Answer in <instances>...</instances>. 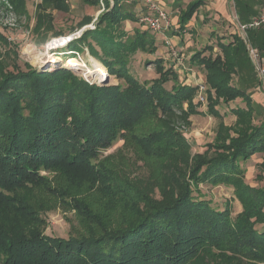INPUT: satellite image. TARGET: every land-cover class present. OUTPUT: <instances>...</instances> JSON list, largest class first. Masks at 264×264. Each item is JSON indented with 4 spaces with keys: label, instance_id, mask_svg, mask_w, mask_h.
Listing matches in <instances>:
<instances>
[{
    "label": "trees",
    "instance_id": "1",
    "mask_svg": "<svg viewBox=\"0 0 264 264\" xmlns=\"http://www.w3.org/2000/svg\"><path fill=\"white\" fill-rule=\"evenodd\" d=\"M7 2L27 14L26 0ZM123 2L106 1L96 29L76 39L118 85L73 80L64 67L38 71L0 54V264H264V113L246 90L259 80L239 35L219 42L217 55L205 45L190 57L205 69L206 113L221 119V103L246 105L232 108L235 123L221 120L206 150L192 154L177 125L197 113V86L162 58L152 61L150 80L130 72L134 54L155 51L156 38L140 27L124 30L137 16ZM235 2L241 14L251 10ZM202 3L188 2L181 26ZM250 30L264 61V28ZM0 40L7 42L3 33ZM236 73L242 78L233 82ZM120 139L144 173L107 152ZM257 154L258 185H251L246 162ZM223 185L242 206L234 215L229 200L221 206L200 189ZM57 207L73 212L66 237L46 234V213Z\"/></svg>",
    "mask_w": 264,
    "mask_h": 264
},
{
    "label": "rangeland",
    "instance_id": "2",
    "mask_svg": "<svg viewBox=\"0 0 264 264\" xmlns=\"http://www.w3.org/2000/svg\"><path fill=\"white\" fill-rule=\"evenodd\" d=\"M1 1L5 3V7H2L0 5V34L3 33L4 37H6L7 40V42L0 40V54L1 56L3 55L4 57V58L2 57V59H6L7 61H11V60L14 61L17 58H19V61H24L30 67L36 68L38 71L60 70L63 67L69 68L71 69V72L73 74V77L71 79L73 80L75 78L81 79L87 81L89 84L96 83L98 85H118L119 82H121L119 79H117L115 76H113L108 72L106 66L102 65V63L98 59H96L90 52H88V48L86 45L87 42L79 43L78 42L79 40H76V39H80V36H83L84 33L87 32L90 24L94 27L89 30L96 29L98 16L105 9L106 1L109 2V5H112V0H87V1L66 0L65 3L67 7L63 8L62 11L55 10L56 7L53 0H48L47 2H44L43 6L45 8L44 9L41 8L39 10L37 6L38 4L41 3V0H26V11H27L26 15L20 14L16 10L14 11L11 8L10 3L7 2V0H0V4ZM124 7H128V5H124ZM160 7L164 8L163 6ZM164 10L168 16L167 19L170 22V26L166 29H162V32L159 33V35L165 37V39H163L164 44L162 43L163 41H161L160 43L157 39H155V44H154L155 51L146 52V53L156 54V52H158L157 47L158 49H163L164 51H162V53L166 54V56L164 58L161 56L163 60L162 64H164L165 67L174 66L173 68L180 67V69H182V65L177 63L180 60L179 52L177 51V49H174L173 45L169 40L170 38L167 37L166 35V32L171 30V28L173 27V23L172 20L169 18V14L166 8H164ZM232 13H234V9H232ZM39 14L42 15V17H38ZM89 14H92V17L89 16ZM127 21L132 22V20L130 21L128 19ZM137 22L140 23L139 27L141 26L142 31L150 30V28H148L145 23L139 21L138 18H137ZM38 26L40 28H37ZM85 28L88 29L85 30ZM79 32H81V35L79 37H76L74 41L61 44L58 47H53L55 41L59 37H67L71 35L74 36L77 35ZM128 32L130 35L131 32L130 31ZM150 32L156 34L153 30H150ZM73 42H76L77 46L73 47L74 44ZM157 42L159 43V46ZM47 51L53 54L54 57L48 58V55L46 53ZM146 53L143 52L144 54L142 60L143 66L141 65V62L139 63L137 61L134 64V68H132V72H131L138 79H141L142 81L144 79L150 80L152 77L157 75L156 74L157 72L155 70V64L152 61H148V59H144ZM15 54H17L16 57ZM6 55H8L9 57L7 58ZM69 57H76L81 63H83L84 66L79 68L66 66L64 62ZM134 57H136L135 54ZM167 57L170 61H174L173 63H171V65L165 59ZM172 57H176V59H173ZM161 58L156 57V59H161ZM48 59L51 60L53 59V61H49ZM135 59L130 61V63L134 62ZM92 63L95 66V68H97V72L94 71L93 75H91L90 73L86 74V72L83 70L88 69L87 66H92ZM136 64H139L142 67L139 68V65L137 66ZM102 67H105L103 72L105 71L106 73V79L97 80V78L94 76L97 75L99 70H102ZM261 89H264V84L261 85ZM238 102L241 103L242 107L246 106L242 102L241 98H237L235 99V101H231L227 104L221 103L220 105L217 106L219 112L226 110V114H230L228 117H224L222 113H221L222 115L221 119L215 116H211L208 113H205V115L207 114L206 116L194 115L191 118H193L192 119L193 121H196V124L195 123L188 124L182 121L180 124L177 125V130L178 129L181 130L185 134V136L189 139V141L192 142V135H191L192 126L198 132H204L205 134H207L209 131L211 132L212 129L217 128L223 117L224 120H226V122L234 124L235 117L232 116L233 114L230 112V110L232 108H235L237 106V105L235 106V103ZM193 103L194 106L196 107L200 106L205 110L208 103V95L206 97L205 104L196 101L195 96L193 97ZM183 107L187 108V104L184 103ZM188 121L192 123L190 121V117L188 118ZM130 150H131L130 148L128 147L126 148L124 146V140L120 139L119 141L115 142L110 148H108L107 152H113L114 161L119 164L123 162L125 158L128 157L131 162L130 168L134 166L135 171L144 173L145 169L142 168V166H141V170L136 169L137 163L136 162L133 163L134 160H132V157H134V155L132 152H130ZM191 150H192V145H191ZM194 152L192 150V154ZM200 189L203 190V192L207 191L209 194H211L219 202L221 206L224 205L225 202L224 200L227 201L229 200L228 202L230 203V206H232L233 215L236 214L238 210L239 211L242 210V206L240 205L239 201L234 200V196L229 195L230 190L227 189L221 190V188L219 187L215 188L210 186L209 187L201 186ZM72 215H73L72 211L70 212L66 210L64 211L60 207H57L56 209L46 213V217H47L46 234L48 235L57 234L66 237L70 229L69 222L67 221V217L72 218Z\"/></svg>",
    "mask_w": 264,
    "mask_h": 264
},
{
    "label": "crops",
    "instance_id": "3",
    "mask_svg": "<svg viewBox=\"0 0 264 264\" xmlns=\"http://www.w3.org/2000/svg\"><path fill=\"white\" fill-rule=\"evenodd\" d=\"M53 1L54 4L56 5L57 0H53ZM189 1L190 0H154L157 6H163L164 8H166L169 14V18L172 20L173 23V27L171 28V30L166 32V35L167 37L170 38L169 40L171 44L173 45L174 49H177L180 55L179 58L180 60L177 63L182 65V69H180V67L174 68V70L176 69L175 71H177L179 78H184L188 83V85L192 84V85H196L197 87L201 84L205 85L206 84L205 69L203 66L199 65L198 63L191 62L190 61L191 55H193L197 51L202 50L205 45H212L213 51L211 53L212 55H217L220 53V48H218L217 46L218 43L232 41L233 36L237 34L239 35L240 40L242 41L244 47V52H245L244 59L247 57L246 61L247 63H249L248 65L250 66L251 63L253 66V67L251 66L253 75L259 80V83L255 81L252 85H249V87L247 86L246 90L250 92L252 99L257 104L261 105L264 113V89H261V85L263 84L260 79V75H258V73L256 72L255 66L253 65V62L250 60V57L247 53V49L244 45V39L242 37V33H240L238 29V22L247 23L248 21L252 20L254 17L258 16L262 10H264V0H240L241 4L243 1L244 2L247 1V3L249 4V8L251 9L249 13L246 12L242 14L240 11L242 9L243 4L239 5L237 9L235 0H203L201 6L189 19V22L185 26L184 25L181 26L179 20V14L181 10L183 11V9H186L187 7L186 5L188 4ZM124 5H128L126 9L128 8L127 9L128 12L134 16H137L139 12L142 11L144 12L146 10V7H144L139 2H134V1L128 2L127 0H124L123 6ZM66 7L67 5L65 3L63 4V6L56 7L55 10L62 11V9ZM232 9H234V13H232ZM242 12H244L243 9ZM89 16L92 17V14H89ZM139 25L140 23L137 21L128 22L127 20H125L124 27L127 31L131 32L135 27H139ZM261 27L264 28V25ZM250 31L252 30L249 29L247 31L248 36L251 33ZM155 38L160 43L161 41H163V39H165L164 36L159 34L158 35L155 34ZM162 43L164 44V41ZM157 50L158 52H156V54L146 53L144 59H148V61H153L156 59V57L161 58L162 56L164 58L166 56V54L162 53V51H164L163 49H158L157 47ZM204 54L206 55L210 54V51L207 50L204 52ZM143 57H144L143 53H138V55L134 57V59L136 58L134 62L129 63L130 72H132V68H134V64L137 61L139 63L141 62L142 65ZM172 58L176 59V57H172ZM165 59L168 61L170 65L171 63L174 62V61H170L168 57ZM136 65L138 66L139 64ZM141 65H139V68L143 66ZM240 78L242 77L239 76V73L234 74L233 82H238ZM249 82H251V80H249ZM195 100L197 101V93L195 94ZM236 105L242 106L240 102L235 103V106ZM196 109H197V113H192L190 115V121L192 122L191 124L193 123L196 124V121L192 120L193 119L191 118L192 116L207 115V114L205 115L207 106L205 110L200 106L196 107ZM221 113L222 115H224V117H228L230 115V114H226V110L221 111L220 114ZM224 117L222 118V120L225 122V124L227 125L233 124L226 122V120H224ZM215 130L216 129H212L211 132L209 131L207 134H205L204 132H198L193 126L191 127L192 142L191 141L190 142L192 145L193 152L195 151L194 153H203L206 150L207 144L211 143L215 137L214 135ZM203 134L208 136H205ZM260 161H261V156L257 154V155H253L251 159L246 162L247 163L246 177L251 185L252 184L258 185V181L257 179H255L256 178L255 174L257 173L256 164L260 163ZM259 183L264 186V180L260 181ZM217 187L221 188V190L223 189L230 190L229 195L233 196V192L231 188L226 187L224 185L216 186L215 188Z\"/></svg>",
    "mask_w": 264,
    "mask_h": 264
},
{
    "label": "built area",
    "instance_id": "4",
    "mask_svg": "<svg viewBox=\"0 0 264 264\" xmlns=\"http://www.w3.org/2000/svg\"><path fill=\"white\" fill-rule=\"evenodd\" d=\"M127 1L139 2L144 7H146V10L144 12H139V14H137V18L142 23H145L146 26L150 28V30H153L156 34H159L160 32H162V29H166L170 26V22L167 19L168 18L167 13L165 12L164 8L157 6L154 0H127ZM263 25H264V10H262L258 16L254 17L252 20L248 21L247 23L238 22V29L240 33H242V37L244 39V45L247 49V53L250 57V60L253 62V65L255 66L258 75H260L262 84H264V61L261 57V51L259 47L255 46L251 42L247 31L249 29H258ZM93 27L94 26L90 24L88 28L92 29ZM88 28H85V30ZM80 35L81 32H79L77 35L74 36L71 35L67 37H59L55 41L53 47H57L61 44L74 41V39H76V37H79ZM206 87H207L206 84L205 85L201 84L197 87V91H196L197 101L201 102L202 104H205L207 97Z\"/></svg>",
    "mask_w": 264,
    "mask_h": 264
},
{
    "label": "bare ground",
    "instance_id": "5",
    "mask_svg": "<svg viewBox=\"0 0 264 264\" xmlns=\"http://www.w3.org/2000/svg\"><path fill=\"white\" fill-rule=\"evenodd\" d=\"M52 41H53V40H52ZM60 41H63V40H60ZM57 47H58V46H57ZM46 53H47V55H48V58H53V57H54V55L51 54V53H49V51H47ZM47 55H46V56H47ZM48 60H49V61H53V59H52V60H51V59H48ZM54 61H55V60H54ZM64 64H65L66 66H68V67H74V68H79V67L84 66L83 63H81L76 57H69V58L64 62ZM87 68H88V69H85V70L82 69L83 71L86 72V74H87V73H88V74L90 73L91 75H93V70L97 72V69H95L93 66H87ZM104 69H105V67H102V70H99L98 73H97V75L94 76V77L97 78V80H102V79H104V77L106 76L105 71L103 72Z\"/></svg>",
    "mask_w": 264,
    "mask_h": 264
},
{
    "label": "water",
    "instance_id": "6",
    "mask_svg": "<svg viewBox=\"0 0 264 264\" xmlns=\"http://www.w3.org/2000/svg\"><path fill=\"white\" fill-rule=\"evenodd\" d=\"M104 79H106V76L104 77Z\"/></svg>",
    "mask_w": 264,
    "mask_h": 264
}]
</instances>
